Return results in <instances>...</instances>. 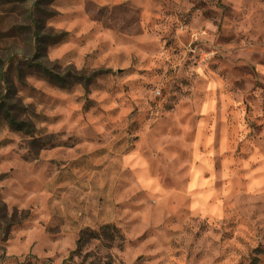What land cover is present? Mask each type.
Masks as SVG:
<instances>
[{
  "label": "rangeland",
  "instance_id": "1",
  "mask_svg": "<svg viewBox=\"0 0 264 264\" xmlns=\"http://www.w3.org/2000/svg\"><path fill=\"white\" fill-rule=\"evenodd\" d=\"M3 1L0 264H264V0Z\"/></svg>",
  "mask_w": 264,
  "mask_h": 264
},
{
  "label": "trees",
  "instance_id": "2",
  "mask_svg": "<svg viewBox=\"0 0 264 264\" xmlns=\"http://www.w3.org/2000/svg\"><path fill=\"white\" fill-rule=\"evenodd\" d=\"M3 2L9 4L11 3L23 4V3H27L28 0H4ZM1 63H3L2 60H0V64ZM16 65H17L16 69L18 70V72L21 68L25 70L33 69L52 83L62 85L65 82L63 78L50 72L42 64L24 63V61L19 60ZM0 76L4 82L3 87H1V83H0V118H3L6 121V124L10 130L21 132L24 135L30 137L31 144L38 143L40 139L34 137L35 129L32 123L27 119L20 118L19 113L23 108L18 104L17 98L14 97L15 95L14 96L10 95V92L13 91L12 84L7 78H4V74L0 73ZM71 78L75 82H80L78 81L77 78L79 77L77 76L73 75Z\"/></svg>",
  "mask_w": 264,
  "mask_h": 264
}]
</instances>
